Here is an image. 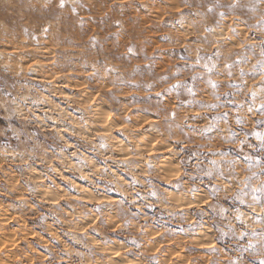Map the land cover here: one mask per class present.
I'll list each match as a JSON object with an SVG mask.
<instances>
[{
    "label": "rangeland",
    "instance_id": "374dc122",
    "mask_svg": "<svg viewBox=\"0 0 264 264\" xmlns=\"http://www.w3.org/2000/svg\"><path fill=\"white\" fill-rule=\"evenodd\" d=\"M262 74L264 0H0V264H260Z\"/></svg>",
    "mask_w": 264,
    "mask_h": 264
},
{
    "label": "snow or ice",
    "instance_id": "6c2138e0",
    "mask_svg": "<svg viewBox=\"0 0 264 264\" xmlns=\"http://www.w3.org/2000/svg\"><path fill=\"white\" fill-rule=\"evenodd\" d=\"M60 7H64V0H60ZM129 51H131V49H129ZM264 75V74H262ZM262 89H264V85H261ZM153 195H155V193H153ZM243 235V234H242ZM260 264H264V261H261Z\"/></svg>",
    "mask_w": 264,
    "mask_h": 264
}]
</instances>
